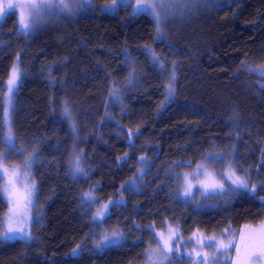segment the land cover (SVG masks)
I'll return each instance as SVG.
<instances>
[{
	"label": "trees",
	"instance_id": "obj_1",
	"mask_svg": "<svg viewBox=\"0 0 264 264\" xmlns=\"http://www.w3.org/2000/svg\"><path fill=\"white\" fill-rule=\"evenodd\" d=\"M112 1L79 0L72 14L46 16L28 35L16 11L0 23V141L7 82L17 62L22 71L16 151L0 143V155L22 159L35 151L36 199L44 208L31 240L0 244V264H135L169 223L189 236L264 221V192L179 191L209 154L215 172L230 163L258 188L264 184V0H185L187 7L162 14L163 35L132 1L104 10ZM173 71L175 92L166 99ZM77 157L83 172L74 170ZM102 205L101 226L93 217ZM7 211L0 192V221ZM113 230L123 234L122 246L98 250L100 235ZM176 257L172 264H195Z\"/></svg>",
	"mask_w": 264,
	"mask_h": 264
},
{
	"label": "snow or ice",
	"instance_id": "obj_2",
	"mask_svg": "<svg viewBox=\"0 0 264 264\" xmlns=\"http://www.w3.org/2000/svg\"><path fill=\"white\" fill-rule=\"evenodd\" d=\"M84 3H88L89 0H83ZM124 0H113L111 5L106 6L104 10L106 11H115L119 4H123ZM177 5L181 7H187V3L185 0H143L137 4L136 9H134L137 13H147L148 15L152 16L155 24L157 33H161V23L166 20L168 17L167 15H162L164 13H174ZM81 5L79 0H33L31 3L27 4H8V10L24 7L27 8L29 11V20L25 23L23 17L18 22L19 25H23L21 29L26 35L30 34L33 28L39 26L44 22V17L51 16L54 14H58L61 12L72 14L73 8H79ZM7 13L5 12L4 8L0 6V18H2ZM146 50L150 52L152 60L154 63L158 64L160 69L163 71L164 64L160 61V57L152 51L148 46H145ZM175 68V62H173V69ZM252 71L251 68L248 69ZM260 75L264 76V66H261L259 69ZM16 76H17V69L16 66H13L12 77L8 81V93H9V102L10 97L14 92V86L16 84ZM175 71L172 72L170 82L166 87L167 96L166 99L170 98L172 94L175 92ZM115 94V92L113 93ZM64 114L68 119H71V112L69 111L67 105L64 108ZM73 130L75 131V125H72ZM131 135V134H130ZM0 143H4L11 151H16L15 142L12 137V128L9 124L8 126V134L4 137ZM21 154H23L21 152ZM8 159L6 155H0V161H5ZM143 159V158H141ZM36 162L35 151L33 154L27 156L23 160L22 169L20 168H13L11 172V178L8 179L3 193H6L10 197H15L14 203L16 205V209L10 212L9 214V221L16 219L17 220V227H12L11 222L5 227L4 232L0 234V244L7 243V242H14L17 240H28L30 238L29 232L26 230L25 227L19 226L25 223L24 215L26 213L19 212V208L21 206V202L23 201L24 207L26 208L27 205L32 204L33 201L31 199L32 193L35 189L34 183L31 186L25 185L26 194L20 193V191L16 187V181L18 177L21 175L23 171L24 174L30 172L32 166ZM205 162H216V157L211 156L210 154L204 157V162H200L196 164L195 171L193 173H186L185 174V189L184 195L189 196L192 190V183L188 180V177L191 175L196 178L197 183L199 186L204 190L201 192V195H205L207 193H215L217 190L220 192L227 191V194L232 195H249L255 197L259 195L261 192H264V184H262L259 188L255 183L251 181L250 177H241L235 174V171H222V172H215L209 171L206 167ZM190 164L191 162H185ZM229 168L232 166L229 165ZM75 172H83V168L80 167L79 157L75 160L74 166ZM8 173L7 168L0 169V180L5 178V175ZM203 177V179H200ZM225 181H228L226 184ZM86 200L89 204L95 203V198L90 193H85L82 197ZM261 200L264 201V196H261ZM108 205H102V209H107ZM19 217V218H18ZM18 218V219H17ZM106 219V213L103 211L98 210L97 215L93 217L94 223H100L102 226V221ZM0 225H3V222L0 221ZM171 229L170 235L168 239H165L163 235H160V240L157 241L159 243L161 240L164 242L163 247L167 249L168 252L174 253L178 252V247H172L169 245V241L172 239L171 236ZM195 236V233L193 234ZM194 242V241H193ZM124 243V236L122 233L113 230L112 233L109 235L107 232H104L100 235L98 240L96 241L95 247L98 250H103L105 248L110 247H119L122 246ZM201 247H216V243L214 241L209 242L208 244H202ZM80 248V245H77L76 249H73V256L78 255L77 249ZM232 248L231 243H223L220 244V249L226 251ZM219 254H223L221 251ZM184 256V253L180 254ZM197 264L203 259L199 252L195 253ZM169 259V257H165ZM187 258L189 260L192 259V254H187ZM255 258H259L258 256ZM149 259H151V253L149 254ZM231 264V262H229Z\"/></svg>",
	"mask_w": 264,
	"mask_h": 264
},
{
	"label": "rangeland",
	"instance_id": "obj_3",
	"mask_svg": "<svg viewBox=\"0 0 264 264\" xmlns=\"http://www.w3.org/2000/svg\"><path fill=\"white\" fill-rule=\"evenodd\" d=\"M131 1L134 3L135 9L138 3L143 2V0H124V3L131 2ZM31 2H33V0H0V6L4 8L5 12L16 11L19 21L23 17V19L25 20V23H27L29 20V14H28L29 11L27 8L18 7V8L8 10L7 5L8 4L23 5V4H27ZM3 17L0 18V23ZM160 27H161L160 35H163L165 33V27H164L163 22L161 23ZM20 28L22 29L23 25H20ZM15 66L17 69V76H16V84L14 86V92L11 95L10 102H9L8 82H7V89L5 92V99H4L5 136H7L8 134V126L10 124L12 128L13 140H14L13 106H14V101H15V94L18 90L19 82H20L21 74H22L21 67L19 66L18 62L15 64ZM12 72H13V68L9 76V79L12 77ZM71 119H72V115H71ZM19 154H20L19 152H15L11 154H4L8 156V159L5 161H0V169H3V168L8 169V173L5 175V178L2 180V185L0 188V192L4 196L8 204V211L2 219L3 232H4L5 227L10 222L12 224V227L15 228L18 226L16 219L9 221L10 212L16 209V205L14 203L15 197H10L6 193H3V189L8 179L11 178L12 169L13 168L22 169L23 160L27 156H29V155H24V157L21 159V157L18 156ZM12 159H14L15 161L19 160V163L18 164L15 163L14 165L13 163L10 162V160ZM205 163L209 171H214L213 168L211 167L210 162H205ZM226 165L227 166L225 167L224 171L226 170L235 171V174L237 176H240L236 172L232 164L227 163ZM229 165H231L232 167L229 168L228 167ZM200 179H203V177H200ZM188 180L193 185L191 194L189 195V196H192L194 188L198 187L199 184L196 183V185H194L193 176L188 177ZM33 183L35 185V189L31 196L33 203L27 205L25 208L23 201H22L21 206L19 208V212L26 213L24 215L25 223L19 226L25 227L26 230L29 232L30 238L28 240H31L33 237L32 227H33L34 222L36 220L41 219L44 214V208L41 207L39 204H37L36 194L38 190V184L34 176L33 166L30 172L27 174H24L22 171L21 175L18 177L16 181V187L22 194H26L25 185L31 186ZM179 188H180L179 189L180 194L182 196L189 197V196L184 195L185 175L183 176V181L181 183V186L179 185ZM216 192H220V191L217 190ZM98 210L103 211L105 213L107 212V209H102V207L99 208ZM170 229L172 230L171 231L172 239L169 241V245L172 247H178L179 249L178 252H174V253L168 252L167 249L163 247L164 242L162 240L159 243H157V241L160 240V235H163L165 239H168L170 235ZM194 233H195V236L193 235ZM194 233H192V235L186 236L183 234V231L179 226L169 223L165 230L156 231V234L154 235L155 238H153L152 242L148 244L149 248L148 250H146V258L144 259V261L141 263H135V264H172L171 259L176 254L178 255L176 259L177 258L180 259L181 257L187 258V254H192V257L195 258V264H197V260L195 256L196 252H199L201 256L203 257V259L199 262V264H229V262H231V264H264V221L258 224L245 225L240 230L229 228L219 233H206V232L197 230ZM211 241H214L216 243V247H201L202 244H208ZM221 242L225 244L231 243L232 248L226 251L220 249ZM221 251H223V254H219ZM150 253H151V259H149ZM181 253H184L185 255L181 256L180 255ZM166 256L169 257V259H166L165 258ZM257 256L259 257L258 259L255 258Z\"/></svg>",
	"mask_w": 264,
	"mask_h": 264
}]
</instances>
